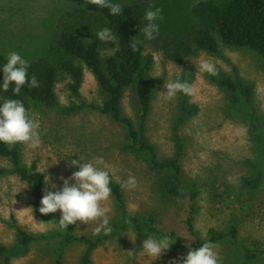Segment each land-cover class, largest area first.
I'll list each match as a JSON object with an SVG mask.
<instances>
[{"label":"rangeland","instance_id":"rangeland-1","mask_svg":"<svg viewBox=\"0 0 264 264\" xmlns=\"http://www.w3.org/2000/svg\"><path fill=\"white\" fill-rule=\"evenodd\" d=\"M149 1L152 10L159 9L155 21L159 31L152 40H145L142 35L143 55L145 63L150 60L148 74L158 85L145 134L160 160L177 155L173 127L182 99L186 97L198 107L197 113L188 116L179 129L183 194L175 196L167 191L170 171L153 170L145 152L125 148L130 139L122 123L90 107L66 111L82 103L100 105L106 98L96 77L83 63L78 96L71 90V76L60 68L55 86L57 105L40 103L30 108L29 116L39 125L41 144L36 149L22 144V163L30 166L36 160L39 170L50 178L46 189L52 191L56 190L51 188L52 183L59 188L61 177H70L78 170L70 166V161L79 157L83 162L100 160L96 166L111 168L113 180L120 185L129 176L135 177V189L121 187L125 212L112 194L104 202L111 210V227L126 224V228L116 230L94 248L89 264H182L188 246L197 238L206 239L210 228L229 232L232 227L237 228L235 235L212 243L220 264H264V253L260 252L264 248V59L250 49L221 41L218 53L199 51L182 63L168 59L163 46L186 40L199 26L192 6L201 0ZM92 5L86 0H0V66L12 51L28 62L47 58L60 66L62 60L70 57L52 48L58 17L70 8ZM202 60L215 65V75L199 70ZM223 77L249 83L252 100L246 102L237 91V107L229 92L219 85ZM177 79L193 88L192 96L180 92L172 98L166 96V80ZM134 89V85L125 89L121 105L123 114L139 128L140 106ZM0 166L8 169L0 175V243L8 248L0 257V264L5 258H9V264H82L88 243H66L64 235L101 238L103 233L92 234L99 220L77 222L60 230V211L49 213L56 215L57 220L40 219L33 210L30 184L12 172L9 159L0 157ZM192 191L197 192L194 199L190 197ZM191 205L193 232L187 225ZM134 218L139 219L141 230L135 228ZM17 227L34 234L36 240L23 247ZM126 233L137 234L135 244ZM149 235H167L172 243L153 261L140 249L142 240Z\"/></svg>","mask_w":264,"mask_h":264},{"label":"trees","instance_id":"trees-1","mask_svg":"<svg viewBox=\"0 0 264 264\" xmlns=\"http://www.w3.org/2000/svg\"><path fill=\"white\" fill-rule=\"evenodd\" d=\"M112 2L118 3L114 0ZM119 4L122 9L119 16H111L107 8H98L95 4L91 7L70 8L61 14L56 21L57 35L54 37L52 48L64 56L70 57V59L62 60L60 66L47 58L28 62L27 74L29 77L35 75L39 86L29 88L25 84L18 95H13L12 85H10L8 91H0V102L5 99L20 100L28 115L30 108L36 104L56 106L58 99L55 86L60 76L59 69L61 68L63 72L71 76L73 80L70 86L71 90L75 96H78L79 87L84 77L81 63L85 64L96 77L106 98L100 105L82 103L74 105L66 111L90 107L108 114L114 121L122 123L127 129V135L130 139V143L125 148L145 152L153 170L170 171L171 177L166 182L165 187L172 195L180 196L183 194L181 190L182 167L180 164L183 144L179 136V129L188 116L197 113L198 107L191 104L186 97L182 99L173 127L177 155L160 160L154 145L145 134L154 90L158 85V81L148 74L150 60L145 63L143 55L145 44L142 39V29L146 23L143 19V13L146 10H152L151 3L149 0H133L130 3ZM192 13L198 19L199 26L192 30L186 40L172 41L163 46V51L168 59L182 63L187 57L194 56L199 51L218 53L219 41L228 46L250 49L264 59V0H201L192 6ZM104 27L111 28L116 35L115 48H113L115 45L112 42L104 43L96 39L95 32ZM132 43L135 44V51L132 50ZM73 58L78 60V63ZM2 79L3 73L0 71V80ZM131 85H134L135 95L140 106L139 128L122 111L123 93ZM219 85L229 92L232 102L237 107L239 106L237 91L240 92L246 102L252 100L253 88L242 79L234 80L230 77H223L219 80ZM253 129L255 131L257 129L254 124ZM21 146L22 143L11 146L0 144V157L9 159L12 163V172L30 184L34 213L45 221L57 220L58 217L54 214L44 215L38 211L41 197L46 190L45 174L39 170L36 160L30 166L22 163ZM6 172L8 169L0 166V175ZM109 186L111 194L125 212L121 185L111 179ZM190 194L191 199L197 196V192L192 191ZM190 208L187 225L189 231L193 232L191 214L194 206L191 205ZM134 223L137 230L142 229L138 218H134ZM125 228L126 224L113 225L111 233L96 240L66 233L64 240L66 243L86 241L88 249L82 258V264H89L91 251L98 247L101 242L110 238L116 230H124ZM236 231V227H232L229 232L210 228L206 239L197 238L189 247L197 248L206 241L215 243L229 234L235 235ZM17 232L23 247H27L37 238L21 227H17ZM178 245L184 247L180 242ZM7 251L8 248L0 243V257ZM260 252L264 253V248ZM3 264H9V258H5Z\"/></svg>","mask_w":264,"mask_h":264},{"label":"clouds","instance_id":"clouds-1","mask_svg":"<svg viewBox=\"0 0 264 264\" xmlns=\"http://www.w3.org/2000/svg\"><path fill=\"white\" fill-rule=\"evenodd\" d=\"M86 3L95 4L98 8H107L111 16H119L122 12L119 3H113L112 0H86ZM159 18V9L146 10L143 13V19L146 22L142 29L145 40L154 39V34H158L159 25L155 22ZM97 40L108 43L112 42L116 47V35L109 27H104L95 32ZM132 50L135 51V44L132 43ZM6 63L0 66L3 73V79L0 80V91H8L12 85L13 95H18L21 88L27 84L29 88H37L39 82L35 75L28 76V61L19 53L12 51L5 57ZM199 70L211 75H215L217 69L215 65L207 60H202L199 64ZM165 83L167 91L166 96L172 98L177 92L192 96L193 88L187 82H181L179 79ZM39 125L28 114L20 100L5 99L0 102V144L9 146L22 143L36 149L41 144V138L38 133ZM101 163L83 162L82 158L72 159L70 166L78 168L72 172L70 177H61L62 185L57 188L55 183L51 184L52 190H45L40 200L39 213L47 215L60 211L58 226L60 230H65L69 225L88 224L99 220L97 226L93 229V236L103 233H111L110 208L106 202L111 194L110 180L114 178V172L105 165L104 168L96 166ZM45 182H49L48 176L44 177ZM136 179L129 176L127 180L121 182L122 188L132 190L136 188ZM127 234V233H126ZM137 235V234H136ZM135 236H127L135 244ZM203 238V234H202ZM170 238L167 235L160 237L147 236L142 240L141 251L151 260L160 257L162 252L169 249ZM189 247V246H188ZM214 245L211 242H204L197 248L189 247L187 254L182 258V264H220V258L214 251Z\"/></svg>","mask_w":264,"mask_h":264}]
</instances>
